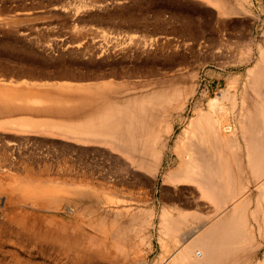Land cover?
<instances>
[{
	"label": "rangeland",
	"instance_id": "obj_1",
	"mask_svg": "<svg viewBox=\"0 0 264 264\" xmlns=\"http://www.w3.org/2000/svg\"><path fill=\"white\" fill-rule=\"evenodd\" d=\"M227 1L236 8L230 15L220 14L218 3L212 0H0V264L169 261L170 253L161 247L158 236L162 208L170 204L161 196L163 175L173 168L176 156L164 157L154 180L105 144L73 139L64 125L74 123L76 117L64 108L67 99L76 96L58 89L67 84L77 88L100 83L101 77L123 86H116L117 100L138 96L147 105L154 92L176 83L189 85L191 98L180 113L184 122L175 124L173 146L192 117L195 102H207V97L237 77L244 80L259 49H264L262 0ZM218 19L229 21L221 34L215 33ZM195 21H200L199 26ZM173 56L183 60L170 69L161 64ZM134 67H153L159 77L167 76L168 84L133 87L135 78L129 80L128 74ZM177 74H183V79ZM31 95L42 97L44 103L24 102L22 98ZM53 101L61 102L62 109L50 104ZM74 147L82 148L83 155ZM173 184L169 183L171 194L187 192L181 195L182 201L191 199L188 187ZM91 187L114 202L96 203L84 195ZM150 208L154 214L147 227L143 221ZM99 219L103 230L98 234L88 226L98 224ZM62 230L74 237L81 233L92 237L89 251L94 257L77 262L74 256L69 260L66 252L68 257L62 255L66 250L52 238L58 232L65 236ZM42 232L47 237L40 236ZM143 234L150 236V247L141 244ZM255 234L247 241L251 250L258 246L250 264L264 256L257 229ZM169 245L175 248L174 242Z\"/></svg>",
	"mask_w": 264,
	"mask_h": 264
},
{
	"label": "bare ground",
	"instance_id": "obj_2",
	"mask_svg": "<svg viewBox=\"0 0 264 264\" xmlns=\"http://www.w3.org/2000/svg\"><path fill=\"white\" fill-rule=\"evenodd\" d=\"M212 1L218 3L220 14L230 15V12L236 11L227 0ZM228 24V20L218 19L215 33L221 34ZM262 32L261 40L264 42ZM170 57L161 61L168 69L183 60ZM158 74L153 67H142L130 72L128 78H135V81L132 80L133 87H157L158 82L163 85L168 80L167 76L159 77ZM183 74H177L178 79H183ZM75 76L77 78V74ZM86 77L88 79L89 76ZM103 79L100 77V83L79 84L77 88L67 84L58 89L70 97L76 96L67 99L64 108L66 114L76 117V121L64 125V128L77 141L105 144L123 156L135 170L147 172L154 180L163 168L164 157L167 154L176 156L172 160L173 168L168 170L166 166L168 171L164 169L166 173L163 175L162 201L170 204L166 203L160 211L158 240L170 254L169 261H162V264H250L251 254L258 246L251 250L247 241L254 239L256 229L264 242V49H259V56L247 68L244 80L237 77L216 91L214 96L207 97V102H195L192 117L184 123L185 126L173 140V146L170 139L174 135L175 124L184 122L180 113L188 107L191 98L189 85L183 86L184 83L179 81L180 85L176 83L154 92L146 105L138 96L117 100L116 90L123 86L116 85V88L112 81ZM22 99L30 104L44 103L43 98L37 95ZM52 103L57 104V110L63 107L61 102ZM225 103L229 106L226 107ZM74 149L83 155L82 148ZM169 183H174L177 188L188 187L191 199L182 201L181 195L185 196L187 192L171 194ZM84 195L98 204L114 202L94 187L88 188ZM148 210L152 208L145 211L147 217L143 224L147 227L151 225L154 214ZM91 213L92 210L89 215ZM102 225L100 220L98 224L89 223L87 226L99 234L103 230ZM60 233L53 234L55 237L52 235V238L57 246L66 250L62 255H70L69 260L73 259L71 256L77 262L94 257L89 251L93 245L92 237L85 238L82 233V238L70 233L71 236L66 231L65 236ZM42 234L45 232L40 236ZM44 236L41 238L46 239ZM168 240L175 243V248H171ZM50 241L52 243L49 238ZM141 244L151 246L148 234L141 236ZM100 256L98 254V258ZM256 264H264V256Z\"/></svg>",
	"mask_w": 264,
	"mask_h": 264
},
{
	"label": "crops",
	"instance_id": "obj_3",
	"mask_svg": "<svg viewBox=\"0 0 264 264\" xmlns=\"http://www.w3.org/2000/svg\"><path fill=\"white\" fill-rule=\"evenodd\" d=\"M262 7H264V0H262Z\"/></svg>",
	"mask_w": 264,
	"mask_h": 264
}]
</instances>
